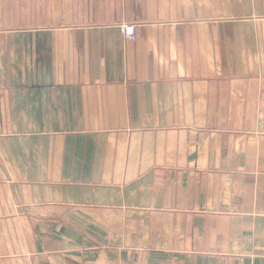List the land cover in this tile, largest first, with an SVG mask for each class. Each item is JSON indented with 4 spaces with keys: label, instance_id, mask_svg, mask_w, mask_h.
<instances>
[{
    "label": "crops",
    "instance_id": "0c3cea01",
    "mask_svg": "<svg viewBox=\"0 0 264 264\" xmlns=\"http://www.w3.org/2000/svg\"><path fill=\"white\" fill-rule=\"evenodd\" d=\"M0 264H264V0H0Z\"/></svg>",
    "mask_w": 264,
    "mask_h": 264
},
{
    "label": "built area",
    "instance_id": "2783aa9c",
    "mask_svg": "<svg viewBox=\"0 0 264 264\" xmlns=\"http://www.w3.org/2000/svg\"><path fill=\"white\" fill-rule=\"evenodd\" d=\"M121 30L123 34L130 39L135 38L136 36V30H135V25L132 23H124L121 25Z\"/></svg>",
    "mask_w": 264,
    "mask_h": 264
}]
</instances>
